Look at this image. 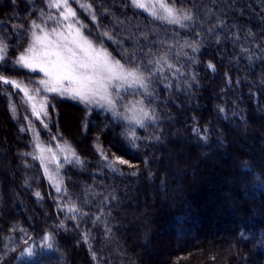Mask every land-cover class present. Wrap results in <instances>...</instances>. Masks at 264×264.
<instances>
[{
    "label": "trees",
    "instance_id": "1",
    "mask_svg": "<svg viewBox=\"0 0 264 264\" xmlns=\"http://www.w3.org/2000/svg\"><path fill=\"white\" fill-rule=\"evenodd\" d=\"M167 1L187 24L130 0L74 2L85 35L144 73L125 99L150 120L48 95V130L76 153L60 192L0 82V264H264V0ZM45 7L0 0V76L39 86L14 62Z\"/></svg>",
    "mask_w": 264,
    "mask_h": 264
},
{
    "label": "snow or ice",
    "instance_id": "2",
    "mask_svg": "<svg viewBox=\"0 0 264 264\" xmlns=\"http://www.w3.org/2000/svg\"><path fill=\"white\" fill-rule=\"evenodd\" d=\"M130 3L135 8L148 12L153 18L166 20L169 23L179 22L175 10L160 0H157V3L130 0ZM50 7L58 10L63 8L60 17L63 22L67 23L61 24L60 21H57V27L45 29L33 21L31 43L14 62L32 72L39 71L46 77L39 81V87L31 90L35 95L31 94L29 88L22 85V82L0 76V82L5 85L10 84L14 89L23 93L24 100L22 102L31 106L32 115L36 119H41V115L48 116L47 98L39 105V108L35 102L41 87L44 92L77 99L85 104L104 101L109 105L114 104V101L109 98L110 89H116L125 84L128 87H147L143 72L126 70L118 61L111 60L107 53L94 48L92 42L81 32L83 25L77 27L79 21L72 22L77 14L69 7L68 0H62V2L61 0H51ZM88 7L91 8V5ZM49 19H54V17L49 16ZM92 19L95 21V15ZM184 19L190 20L191 16H185ZM36 28L40 29L39 33L35 31ZM104 34L107 35V32ZM4 48L5 46L0 42V53L4 52ZM4 58V55H0V61H3ZM151 63L152 61H148L145 66V70L148 72H151V68L148 66ZM168 67L171 68L172 65H168ZM209 67L213 66L210 64ZM9 107L15 113V106L10 103ZM142 115L144 119L149 118L148 113H142ZM41 122L43 123V121ZM134 122L143 126L142 119H135ZM44 127L46 128L47 124H44ZM24 130V128L20 129L21 132ZM39 147L37 144V148ZM26 155H31V153ZM40 159L43 160L44 157L41 155ZM119 162L126 163L124 160ZM60 190L59 187L56 188L57 192ZM29 255H34V253L29 250Z\"/></svg>",
    "mask_w": 264,
    "mask_h": 264
},
{
    "label": "rangeland",
    "instance_id": "3",
    "mask_svg": "<svg viewBox=\"0 0 264 264\" xmlns=\"http://www.w3.org/2000/svg\"><path fill=\"white\" fill-rule=\"evenodd\" d=\"M50 2L51 0H46V7L43 9L42 16L39 15V19L35 21L36 24L40 25L41 27L45 29H51L53 27H57V21H60L61 24L67 23L63 22L60 17V12L63 11L64 9H56L53 7H50ZM62 2V0H61ZM74 2H79V0H68V5L69 7L76 12V17L73 18V23H75L77 20L79 21V24H77V27H80L82 23L80 22L79 18V12L75 9ZM144 3H157V0H143ZM160 2L167 4L169 7H172L175 10L178 23H170V24H175L177 26H182L188 23V20L184 19L185 15L182 14L179 9L169 3L167 0H160ZM81 3V1H80ZM83 8L86 10L87 9L85 6L80 4V9ZM141 10V9H140ZM144 11V10H142ZM85 12V11H84ZM146 12V11H144ZM148 15L149 13L146 12ZM49 16L54 17V19H49ZM151 16V15H150ZM166 21V20H164ZM168 22V21H167ZM169 23V22H168ZM33 31V28H31L30 35ZM35 31L39 33L40 29L36 28ZM81 32L83 35L92 42L94 48L98 51H102L104 53H107L109 58L113 61V57L101 46L97 45L92 39L88 38L85 33H84V27L81 28ZM31 43V39L29 44ZM29 47V45H28ZM27 47V48H28ZM26 48V49H27ZM25 49V50H26ZM24 50V51H25ZM24 53V52H23ZM22 54V53H21ZM20 54V55H21ZM0 55H4V60L0 61V63H3L7 59V50L4 48V52L0 53ZM17 60V59H16ZM15 60V61H16ZM15 64V63H14ZM18 67H21L17 64H15ZM25 71L33 74V75H40L41 79H46L44 77V74L36 71L32 72L28 69H25L21 67ZM8 79V78H7ZM39 79V81L41 80ZM14 80V79H11ZM17 82H20L18 80H15ZM4 87V92L6 97L9 100V106L10 103L15 106V113H13L11 110V113L14 119L20 123L21 128H24L25 130L23 133L29 137V142H30V156L33 160H35L37 163H39V166L41 167L45 178H47L48 182L56 189L59 187L61 189L62 184H61V175H62V165L66 162L69 161L70 159H73L76 155L74 152V149L67 143L65 142L64 139L58 134H51L50 130H48V127L52 124L53 120L50 118L49 113L48 116L45 117L41 115V119H36L35 116L32 115L31 111V106L27 103H23L22 101L24 100L23 93L20 92L18 89H14L12 85H5L3 84ZM22 85L27 86L31 92V94L35 95L34 92L31 90H34L37 87H32L29 85H26L22 83ZM39 87V86H38ZM134 87H128L126 84L122 85L116 89H110V99L114 101L113 105H109L105 103L104 101H100L99 103H92V104H85L77 99H72L69 97H64L61 96L62 98H67L74 100L82 105H85L90 108H96V109H101L102 111H105L107 113H110L116 120L123 121L124 123L130 125V126H136L138 125L135 123V119H142L143 124L148 122L150 120V115L144 108V106L137 101H126L125 95L131 94L132 91L131 89ZM48 95H57L55 93H47L44 92L43 88L41 87V91L39 95H36V100L35 102L37 103V106L39 108V105L44 101L45 98L48 99ZM59 96V95H58ZM125 99V100H124ZM102 105V106H101ZM49 103L47 100V111H48ZM142 113H148L149 118L144 119ZM43 121V123L41 122ZM66 123V122H65ZM68 123V122H67ZM44 124H47V127H44ZM48 132H47V131ZM41 131L45 132L44 134L51 135L50 140H44V138L41 135ZM37 144L40 146L37 148ZM43 150V151H41ZM41 155L44 157L43 160L40 159ZM210 202H214V197L210 196L209 197Z\"/></svg>",
    "mask_w": 264,
    "mask_h": 264
}]
</instances>
